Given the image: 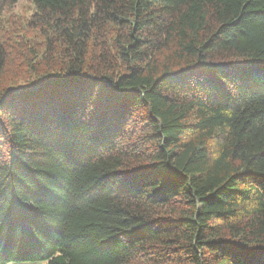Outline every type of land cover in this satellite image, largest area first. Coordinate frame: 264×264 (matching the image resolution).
<instances>
[{
    "label": "trees",
    "instance_id": "16d2710c",
    "mask_svg": "<svg viewBox=\"0 0 264 264\" xmlns=\"http://www.w3.org/2000/svg\"><path fill=\"white\" fill-rule=\"evenodd\" d=\"M31 1L58 61L0 93V264H264V0Z\"/></svg>",
    "mask_w": 264,
    "mask_h": 264
},
{
    "label": "rangeland",
    "instance_id": "374dc122",
    "mask_svg": "<svg viewBox=\"0 0 264 264\" xmlns=\"http://www.w3.org/2000/svg\"><path fill=\"white\" fill-rule=\"evenodd\" d=\"M33 11L31 0H18L6 8L0 17V38L7 51L5 67L0 77L2 94L8 88H24L37 84L41 74H45L44 69L58 61L57 57L50 60L45 57L44 38L32 24Z\"/></svg>",
    "mask_w": 264,
    "mask_h": 264
}]
</instances>
